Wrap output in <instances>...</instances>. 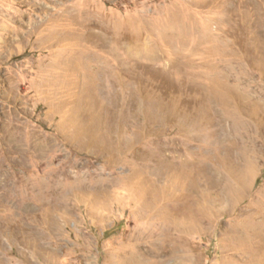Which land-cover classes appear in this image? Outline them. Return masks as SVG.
I'll return each instance as SVG.
<instances>
[{"label":"rangeland","instance_id":"374dc122","mask_svg":"<svg viewBox=\"0 0 264 264\" xmlns=\"http://www.w3.org/2000/svg\"><path fill=\"white\" fill-rule=\"evenodd\" d=\"M0 264H264V0H0Z\"/></svg>","mask_w":264,"mask_h":264}]
</instances>
